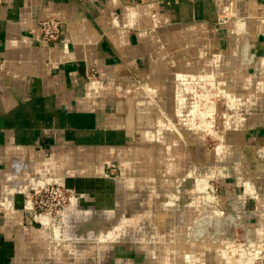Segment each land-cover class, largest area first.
<instances>
[{"label": "crops", "instance_id": "0c3cea01", "mask_svg": "<svg viewBox=\"0 0 264 264\" xmlns=\"http://www.w3.org/2000/svg\"><path fill=\"white\" fill-rule=\"evenodd\" d=\"M252 1L253 18L242 0H0V177L26 158L20 168L34 164L37 178L61 180L95 200L105 194L110 204L118 171L121 177L126 170L143 173L164 181L162 187L177 179L176 168L202 158L206 150L202 144L159 142V116L148 112L152 102L144 100L141 88L149 85L157 107L171 111L180 61L191 64L187 71L202 70L201 52L211 42L226 52L227 71L244 75L236 86L237 109L255 113L259 93L264 100L260 84L251 80L258 63H264V0ZM236 16L244 17L246 30L230 35L227 24ZM51 17L61 19L62 34L47 47L36 33ZM244 136L256 151L264 148V125L248 128ZM152 142L155 146H147ZM187 146L189 152H179ZM166 150L169 169L163 167ZM152 158L159 167L151 168ZM223 183L225 197L238 200L245 225L255 232L264 219L256 211L258 201ZM0 206L8 208H0V264H147L148 253L136 242L108 252L98 245L81 247L84 256L76 258V244L68 242L71 252L51 240L50 229L26 223L24 197L2 199ZM190 214L189 219L197 216ZM176 231L180 237L185 227L172 228L173 238Z\"/></svg>", "mask_w": 264, "mask_h": 264}, {"label": "bare ground", "instance_id": "6f19581e", "mask_svg": "<svg viewBox=\"0 0 264 264\" xmlns=\"http://www.w3.org/2000/svg\"><path fill=\"white\" fill-rule=\"evenodd\" d=\"M242 1L251 14L250 18H253V10H256L253 1ZM239 19L243 21L239 23ZM228 22L232 23V25L228 26L230 35H237L246 30L247 22L243 16H236L235 18H231ZM201 31L202 35L208 33L205 27H202ZM229 45L231 47L234 46V41H230ZM225 54L226 52L224 50L217 47V45L213 46L211 42H209L205 50L201 52L202 70L201 68L198 70L196 68L195 71H187V67H190L191 64L188 65V61H180L178 65L179 70L175 75L174 106L171 111L170 109H162L161 112V124L159 127L161 140L164 139L165 132H169V136H167L166 139H172L170 142L181 145H200L202 143L203 146L205 137L209 133L217 137L219 136V139H221V143L217 145L215 150L209 153V156L204 155L206 159L204 158V160H202V158L193 157L190 162L187 164L185 163L184 168H181L178 174L179 188L184 199L183 207L188 204L196 206V209L201 212L197 224L202 221V225L204 222H209V220L207 221L209 217H215L218 213H222L218 206H223L226 201V198L217 197L210 192L209 178L213 175L221 174L227 177L231 175L234 176L233 172L237 170V176L235 177L238 178L239 185L244 187L245 195L251 197L249 193H255L256 191H258L260 195L264 194V170L262 168V162L259 160L260 157L256 156V146H251L246 143L244 136L246 129L264 125V106L261 104L262 95L259 94L255 99L257 100V109L255 113L247 107V112L243 116L241 115L232 120V112L231 110H227L223 113L225 129H223V127L220 129L213 128V125L216 127L217 116L215 113L218 111L217 104L215 101H212L210 86L216 81H219L220 85L218 86V91L221 93L226 92L227 96L225 97L232 100V107L236 108V86L242 85V83H240L242 81L241 79H231L235 74L231 71H227V64L226 66L224 64L227 59ZM218 76H220L219 79H217ZM253 80V84H260V89L263 93L264 64L260 66ZM200 86L204 88L202 94L197 92ZM166 105H171V102L169 101L165 106ZM173 117H175V121ZM196 117H198L199 120H196ZM250 158L255 159L254 162L261 168L262 171H258L260 178L259 176L257 177V175L254 178L250 176L251 172H249L248 168L250 165ZM17 162L20 163L21 161H15L16 164ZM14 166L15 165H13L10 170L8 169V174L10 176L12 175V170L16 169V166ZM133 173L134 172L126 170L123 179L115 181V193L119 196L116 197L115 195L113 204L106 202L102 196L98 197L96 200L94 195L89 196L88 201L92 202L90 213L84 210L85 213L89 214L83 213L84 216L80 218L77 229L73 230L71 227V230H69V237L76 244L74 247L75 251H78L81 257L84 256L83 252H79V250L81 251V247L84 249L97 245L107 252L111 249L113 250L118 244L125 243L129 246L132 243L135 244V242L141 246L138 248L149 249L150 245L147 238L143 237L145 232L140 230L147 229L165 238L169 226L173 222L180 223V221L183 220L180 211H173L174 203L177 202L173 198L174 195L171 191L167 189L159 190L156 193V200L151 202L150 196H152V192L148 190L145 184L140 185V179L134 178L135 176ZM255 178H258L256 182L254 181ZM11 181H13V179L5 183L4 181L0 182V195L6 192ZM56 181L62 183L60 180H53L49 183ZM258 181L259 183H257ZM49 183L47 182L46 184ZM44 184L42 186H44ZM100 202H104L103 206ZM95 203L98 206H95ZM261 203V200H259L256 211L261 212L260 209L264 207L263 203ZM68 207L69 206H67L63 213L64 215L66 213L67 218L71 214V211H69L71 209L68 210ZM42 217L37 219L41 225H43ZM172 217L174 220L171 223ZM108 221H112L111 226L114 230H108L106 227ZM116 230L118 234H115ZM60 238L61 228L56 227L55 239L59 242ZM248 238L246 244L243 245H232L227 242L216 240L212 241L210 238L202 240V244L198 242L190 244L191 242H188V249L193 245L198 250H189L185 254L176 253L177 255L172 260L177 264H253L257 259L261 258L260 256L264 257V242H259L256 238ZM154 247L157 248L158 253L162 255V253L166 251L168 244L158 247L155 245ZM176 257L182 258L183 261L181 263L178 260L176 261ZM82 264L89 263L84 261Z\"/></svg>", "mask_w": 264, "mask_h": 264}, {"label": "rangeland", "instance_id": "374dc122", "mask_svg": "<svg viewBox=\"0 0 264 264\" xmlns=\"http://www.w3.org/2000/svg\"><path fill=\"white\" fill-rule=\"evenodd\" d=\"M130 15H131V13H130ZM242 21H243L242 19H239V23H241ZM230 25H232V23L228 22L227 27L230 26ZM261 61L258 63V67H257L258 71H259L260 66L264 64ZM178 70H177V72H178ZM257 70L251 77L252 84L254 82L253 78L258 73ZM234 74H235V76H232L231 79H233V80L241 79L242 80L241 82L244 81L242 79V76L244 77V75L241 72H238V73L234 72ZM175 75H174V77H175ZM219 78H220V76L217 77V79H219ZM175 81L176 80H174V83H175ZM246 82L247 81L245 80V83ZM174 83H173V85H174ZM219 85H220L219 81H216L215 83H213L210 86V92L212 94V101H215V103L217 104V111H218L217 113H215V115L217 116V119H216V127L217 128L214 125H213V128L214 129H220L221 127H223V129H225V123L223 122V120H224L223 113L225 111L231 110L232 116L231 115L230 116H231V119L233 120V119H236V118L240 117L241 115L243 116L247 112V110L246 109L245 110H241V109H237V107L236 108L232 107V105H233L232 100L227 99L225 97V96H227L226 92H222L221 93V92L218 91V86ZM144 86L146 88H144L142 86L140 92H144L146 90L145 96L147 95V97H143V98H144V100H145V98H147V101L150 100V102H152V103H150L148 101L150 103V106L152 104V107L147 108L148 112L153 111L151 113L158 114L159 123L161 124L160 120H161L162 109L157 107V104H156V102L154 100L155 98L152 95L150 96L151 91H149L150 90L149 85H144ZM207 87H209V86H207ZM120 89L122 90V88H120ZM203 90H204V88L202 86H200L198 88L197 92L199 94H202ZM122 91H121L122 95L123 94L124 95L128 94V93H123ZM128 92H130V91H128ZM140 92L139 93L135 92V95L140 96V94H141ZM219 93H221V94H219ZM129 94L134 95V92L131 91V93H129ZM263 94H264V92H263ZM174 95H175V88L173 87V92L171 94V96L173 97V101H174ZM140 97H142V96H140ZM262 97H263V95H262ZM261 104L264 106V100H262V98H261ZM195 119L199 120L198 117H196ZM173 120L174 121L176 120L175 117H173ZM160 124H159V127H160ZM150 136H151L150 137V139H151L152 138V134H150ZM167 136H169V132H165L164 133V139L161 140L160 139V134H159L158 141L159 142H163L164 144L165 143L169 144L170 140L166 139ZM152 143H154V142H152ZM220 143H221V139H219V136L217 137V136H215L213 134H210V133L207 134L206 137H205V142L203 143V146H202V148H204V150H206L204 152L202 151V160H204V158L206 159V157L204 155H208L209 156V153H211V151L215 150L217 145H219ZM249 145H251V144H249ZM147 146H155V143L152 144V145L148 144ZM251 146H256V145H251ZM187 148H185V149L182 148L181 150H179V152L182 153V152H184L183 150L189 152L191 148H189V146H187ZM256 148H257V146H256ZM256 152L258 154V155L256 154V156L260 157L259 160H261L260 162H262L261 164H262V168L264 170V155H263L264 148L259 149ZM165 153H166V156L164 158L163 167H164V169H169L170 166H171V162L172 161L169 158L170 157L169 156V151L166 150ZM23 161H28V160L26 158H23V160L20 163L17 162V164H16L15 162H13L12 165H10L9 167H8V165H9V163H11V161L8 163L7 167H8L9 170H10V168L13 165L16 166V169L12 170L13 172H12L11 176L8 175L7 177H4V178L0 177V179H3V180H0V182L4 181V180L7 181V180H10V179H13V181L10 182V185H9L8 189L6 190V192L3 193L2 195H0V200L6 199L7 201H13L14 198H15L14 196L20 195V196L24 197V208H23V211H24L25 208H30V206H31V201H30V199H27V197L31 196L30 192L32 191V189H37V188L41 187L45 183V179H47L46 183H47V181L49 183L51 181L50 180L51 177H49L50 179L49 178H44V177H42L40 179L37 178L35 175H33L34 174L33 173L34 172V168H35L34 164H33L34 166L33 165H31V166L26 165V166H24V167L22 166L20 168V166L22 165ZM254 161H255V159L250 158V162H249L250 165L248 166L249 172H251L250 176L254 178L257 175V177L259 176V178H260V174L258 173V171L259 170L262 171V170H261V168H259V166ZM150 162H151V168L152 169L154 167H156V165H158V163H159L158 160H156V158H152ZM188 162H190L189 159L185 160L184 164L185 163L187 164ZM158 167H159V165H158ZM16 170H18V172H14ZM176 170L179 171V173H180L181 168H176ZM233 173H234V176L231 175V176L227 177L226 175L215 174V175H213L212 177L209 178L210 192L213 195L217 196V197L226 198L225 199L226 201L224 202L223 206L222 205L218 206L219 210H221L222 213H218L217 215H215V217H212V216L209 217V219H207V221L209 220V222L206 221L207 223L204 222L203 225H202V221L200 222L201 224L200 223L197 224V220L200 218L201 212H200V210L196 209L197 208L196 206L188 204L187 206L183 207L184 199H183V194L181 193L180 188H179V179H178V177H177V179H175L172 182L166 181V186L162 187L161 184L164 182L162 180L156 181V180H154L152 178L149 179L147 177H144L143 173L134 175L135 176L134 178L140 179V181H139L140 185H144L145 184L147 186L148 190H150L152 192V196H150L151 198L149 197L151 202L156 200V193L159 190L167 189V190L171 191V193H173V195H174L173 198L177 202V203H174L175 205L173 207V211H176V210L180 211L182 213L181 216L183 217V220L180 221V223L173 222L174 218L173 217L171 218V223L172 222L173 223L167 229L165 238H162V237L158 236L156 233L151 232V231H149L147 229L140 230V231H144L145 232V235L143 237L147 238V241H148V243L150 245L149 249L139 248V249H144V250L147 251V253H148L147 254V257H148L147 258V264H174V263L177 264L175 261L172 260L177 255L176 252L180 253V254L181 253L185 254L189 250H193V249L198 250L193 245L191 246V248L188 249V247H187L188 242L189 243L191 242L190 244H193V242H198L199 244H202V240L207 239V238H210V240H212V241H214V240L223 241V242L230 243L232 245H243V244H246L247 239H249L248 237L256 238L259 242H264V232L263 233H259L258 230H257V228H259V227L260 228L261 227L264 228L262 226V223H264V219H259L261 225L257 226L256 229H255V232H254V228L253 227L251 228V227H247L245 225L246 222L244 221L243 208H241L238 200L235 199V198H230L228 200V197H225V196H227L228 188L226 187V184L223 183L224 181L226 183L231 184L232 188L234 190L235 189L239 190L240 194L245 191L243 186H241V185L238 186V184H237L238 183V178L235 177V176H237L236 175L237 174V170H235V172H233ZM2 174H0V175H2ZM148 174L150 176L152 175V177H153L155 175V171L152 170V173H148ZM242 174H243V172H242ZM242 174H240V175H242ZM120 177H121V175H120V173L118 171L117 172V176H115L114 178H118V180H116V181H120L121 179H123L124 173H123L122 177L121 178ZM256 180H258V178L254 179L255 182H256ZM147 181H149V182H147ZM150 181H152V183H150ZM53 183H59V182L56 181V182H53ZM172 183L173 184L176 183L174 188H173V184ZM257 183H259V181ZM60 184H62V183H60ZM66 188H67V190L71 191L72 195H73L72 196L73 200L68 205L69 206L68 210L71 209V210H69V211H71V214L68 216V218H67L66 213H65V215L62 214L60 217H57V218L44 216V217H42V223H43V227L44 228L46 227L47 229H50V236H51L50 238H51L52 241H56L57 243H59L61 245H64L65 248H70L71 252H73V250L75 248L73 249L72 247H68V246H70L69 243H74L75 244V242L72 241V239L69 237L70 236L69 235V230H71V227L73 228V230L77 229V226H79L80 218H83V216H84L83 213H85L87 211H89V213H90V209H91L90 206L92 205V202H89L88 198H89V196H91L93 194L89 193V192H81L82 194H79V192L76 189L72 190L73 188H70V187H67V186H66ZM252 193H254V192L249 193L251 198H253V199L257 200V201L261 200V202H263V206H264V199L262 201V198L264 197V194L260 195L258 191H256L254 194H252ZM103 195L106 196L105 194H101V195L99 194V196H103ZM113 195H114V192L111 191L109 196H111V198H112ZM115 195H116V193H115ZM243 195L244 196H248V195H245V192L243 193ZM118 196L119 195H116V197H118ZM176 198H177V200H176ZM100 204L103 206L104 202H100ZM9 205L10 204H7V206H9ZM257 205H258V202H257ZM95 206H98V205H96V203H95ZM255 207H256V203H253V205H251V207H249V208L254 210ZM0 208H4L6 210L8 209L5 206H0ZM84 210H85V212H84ZM9 211H10V209H9ZM260 211L264 214V207L261 208ZM89 213H85V214H89ZM190 213H193V214L197 213V216L195 215V217L193 216V219H189V218H191V214ZM210 218L211 219L213 218V219L211 220ZM111 222L112 221H110V222L108 221L107 222L106 227L108 228V230L109 229L114 230L112 228V226H111ZM195 226H197V227H195ZM56 227H60L61 228V238H60L59 242L57 240H55V236H53V232L55 233ZM172 227L173 228H177V229L179 227H185V231H181V236L180 237H179V232L176 231L175 232V236L173 238L171 236L172 233H173V232H171ZM193 229H195V230H193ZM115 234H118L117 230L115 231ZM67 236H68V238H67ZM136 244H137V242H136ZM165 244H168V247H167L166 251L164 253H162V255H160L158 253V249L155 248L154 246L156 245L158 247V246H162V245H165ZM70 249H68V250L70 251ZM178 250H179V252H178ZM200 250H202V249H200ZM80 255L81 254H79V253H75L74 257L81 258ZM260 257L261 258L257 259L253 264H264V257H262V256H260ZM175 260L176 261L178 260L180 263L183 261L182 258H177V257H176Z\"/></svg>", "mask_w": 264, "mask_h": 264}, {"label": "built area", "instance_id": "2783aa9c", "mask_svg": "<svg viewBox=\"0 0 264 264\" xmlns=\"http://www.w3.org/2000/svg\"><path fill=\"white\" fill-rule=\"evenodd\" d=\"M62 21L51 17L41 21L37 27V39L45 46L56 44L62 34ZM31 207L25 208V221L29 225L40 224L42 216L60 217L72 200V192L60 183H49L30 192Z\"/></svg>", "mask_w": 264, "mask_h": 264}]
</instances>
